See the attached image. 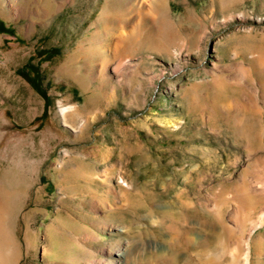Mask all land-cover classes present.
Returning a JSON list of instances; mask_svg holds the SVG:
<instances>
[{"label":"rangeland","instance_id":"374dc122","mask_svg":"<svg viewBox=\"0 0 264 264\" xmlns=\"http://www.w3.org/2000/svg\"><path fill=\"white\" fill-rule=\"evenodd\" d=\"M184 206L264 261V0H0L12 264H171Z\"/></svg>","mask_w":264,"mask_h":264},{"label":"bare ground","instance_id":"6f19581e","mask_svg":"<svg viewBox=\"0 0 264 264\" xmlns=\"http://www.w3.org/2000/svg\"><path fill=\"white\" fill-rule=\"evenodd\" d=\"M247 209L249 210L248 206L247 208H245V210ZM248 213H250V211ZM191 216H192V213H190L189 209L186 208L185 206L182 208V212L180 214H175L171 210H167L164 212L165 219L171 220L172 222H177L181 226L180 235L178 237L173 238L171 241L173 250H172V253L169 254L170 263L179 264L182 261V264H213L215 262L213 261L212 250L213 249L219 250V249L224 248L223 244L226 238L225 236L226 234L225 233L223 234L222 232H220L216 236L215 243H211L208 240V238H205V237L203 238V237L192 236L191 235L193 232L192 227H189L186 225L187 221L190 219ZM249 216L251 217V215ZM263 224H264V210L261 212V214L259 215V218L254 223L253 228L261 227ZM7 242H8V237L5 235L2 229V226L0 224V264H12L13 258L15 257L14 251L12 254H9V255L5 253V245ZM240 242H239L240 244L238 245L239 246L238 248L240 249V251H243V252L244 250H246L245 251L246 257H247L246 262H248L249 261L248 257L250 256L249 254H250V249H251V242L249 240H242ZM260 264H264V261L261 262Z\"/></svg>","mask_w":264,"mask_h":264}]
</instances>
